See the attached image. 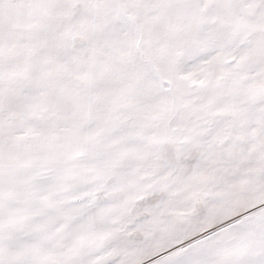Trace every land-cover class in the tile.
Segmentation results:
<instances>
[{
	"label": "rangeland",
	"instance_id": "rangeland-1",
	"mask_svg": "<svg viewBox=\"0 0 264 264\" xmlns=\"http://www.w3.org/2000/svg\"><path fill=\"white\" fill-rule=\"evenodd\" d=\"M0 264H264V0H0Z\"/></svg>",
	"mask_w": 264,
	"mask_h": 264
}]
</instances>
